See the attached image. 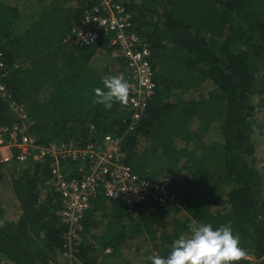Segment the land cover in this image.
<instances>
[{
	"label": "trees",
	"instance_id": "16d2710c",
	"mask_svg": "<svg viewBox=\"0 0 264 264\" xmlns=\"http://www.w3.org/2000/svg\"><path fill=\"white\" fill-rule=\"evenodd\" d=\"M70 1L0 0V48L8 66L6 86L27 104L38 143L84 147L94 137L122 135L115 128L127 110L118 102L111 109L93 104L103 78L87 71L97 52L109 53L110 47L106 39L84 47L64 43L85 9ZM117 1L151 46L157 84L140 126L123 138L124 162L152 180L179 176L172 185L176 200L166 206L148 201L133 215L100 189L84 217V243L74 264H151L148 258L167 256L193 220L214 229L231 221L248 253L239 264H264V175L256 155L264 140L258 115L264 111V0ZM200 91L192 99L176 95ZM211 130L222 142L206 141ZM51 164L46 159L13 167L9 198L0 194L1 259L68 264L61 207L42 200L39 188H47ZM4 169L0 165L1 182ZM76 172L72 164L69 176ZM14 200L22 214L16 220L14 205L18 213L8 220L4 205Z\"/></svg>",
	"mask_w": 264,
	"mask_h": 264
},
{
	"label": "built area",
	"instance_id": "2783aa9c",
	"mask_svg": "<svg viewBox=\"0 0 264 264\" xmlns=\"http://www.w3.org/2000/svg\"><path fill=\"white\" fill-rule=\"evenodd\" d=\"M78 2L85 7L83 17L64 43L84 47L103 39L108 41L109 55L119 63L130 85V97L125 105L127 114L115 128L122 135L94 137L84 147L72 141L39 144L32 134L35 121L27 104L14 99L6 86L8 66L5 52L0 48V165L8 168L43 163L46 159L52 161L47 185L61 199L58 215L65 227L62 247L68 264L77 261L85 237L83 220L100 189L106 198L124 202L128 212L137 215L136 207L148 201L160 206L175 202L172 185L179 177L169 174L152 180L135 173L124 162L123 138L140 126L157 90L150 44L134 31L132 14L117 0ZM6 109L12 118L7 117ZM91 130L95 127L91 126ZM72 164L77 172L69 176Z\"/></svg>",
	"mask_w": 264,
	"mask_h": 264
},
{
	"label": "clouds",
	"instance_id": "9594fccd",
	"mask_svg": "<svg viewBox=\"0 0 264 264\" xmlns=\"http://www.w3.org/2000/svg\"><path fill=\"white\" fill-rule=\"evenodd\" d=\"M102 84L103 88L94 89L93 104L111 109L115 102L128 103L130 85L122 74L105 76ZM187 227L188 232L172 242L167 256L153 253L148 258L151 264H239L247 259V250L241 247L240 235L233 232L231 221L214 229L210 223L193 220Z\"/></svg>",
	"mask_w": 264,
	"mask_h": 264
},
{
	"label": "crops",
	"instance_id": "0c3cea01",
	"mask_svg": "<svg viewBox=\"0 0 264 264\" xmlns=\"http://www.w3.org/2000/svg\"><path fill=\"white\" fill-rule=\"evenodd\" d=\"M77 1L78 0H71L70 2L73 4V6H75L77 4ZM109 64L111 66H114V67L121 69L119 63L115 62L111 59L108 51L99 50L97 52V54L95 55L94 59L92 60L91 64H90V67L87 71V75L90 76L91 78H104L105 76L113 75V74H110L108 72ZM193 93L194 94H191L190 92H187V93L177 92L176 95H177V98L192 99V98H196L197 96H199V93H201V91L200 92H193ZM258 115L261 117L259 119H262V120L264 119V111L263 110H260ZM198 126L199 125L195 122L192 124V129L196 130L198 128ZM212 133H213V130H211L210 134H212ZM218 142H222V140H219ZM182 145L183 144H180V146H182ZM260 150H262V151H260ZM263 154H264V140L259 141V143H257V154L256 155H257V157L259 156L262 159H264ZM159 177H161V176L159 175ZM159 177H157L155 179H158ZM39 188L42 190V200H44L45 198H49L50 202L54 206L52 208L58 209V207H61V199H60L59 195H55L52 192L51 188H49L48 185H47V188H49V189H47L45 187H39ZM12 199H14V197H12ZM13 203H14V205H17L18 209H19V215L17 216V219H16V220H18L22 214L20 203L18 202V200H14ZM4 206H5L7 218H9L8 215L11 214L10 204H6ZM8 220H10V219H8ZM108 253H110V252L107 251L106 254H108ZM100 259H101V257H99V260ZM58 261L60 263H64V261H62L60 257H58ZM142 261H143V259H142ZM105 264H120V262L113 259V260H106Z\"/></svg>",
	"mask_w": 264,
	"mask_h": 264
},
{
	"label": "rangeland",
	"instance_id": "374dc122",
	"mask_svg": "<svg viewBox=\"0 0 264 264\" xmlns=\"http://www.w3.org/2000/svg\"><path fill=\"white\" fill-rule=\"evenodd\" d=\"M110 64H109V66H108V72L110 73V74H113V75H123V71L121 70V69H119V68H117V67H114V66H111L112 67V70L110 71L109 70V68H110ZM209 89H210V86H209ZM256 130L257 131H259L260 130V128L258 127V128H256ZM217 132L216 131H213V133L212 134H209L208 136H207V138H206V141L207 142H216V141H218V140H215V138H216V134ZM260 134V133H259ZM260 151H262V150H260ZM264 155V154H263ZM258 158V161H259V168H260V171L262 172V174L264 175V159H262L261 157H257ZM16 167H18V166H14V168H16ZM151 171H156L153 167H150L149 168ZM5 170V169H4ZM13 167H9L7 170H5V175H4V177L6 178V179H4L2 182H1V184H0V194H3L4 196H6V197H8L9 198V195H10V190H11V184H12V174H13ZM13 209V210H12ZM10 210H12V212H11V216H10V218L12 219V218H14V216L18 213V210H14V204H12L11 203V205H10ZM218 210H220L219 208H214L213 207V212H216V211H218ZM9 216V215H8ZM10 218H7V219H10ZM149 247V246H148ZM134 255L133 254H131L130 255V258L131 257H133ZM140 262H142V260H139ZM0 264H12L10 261H8V260H4V259H1L0 258Z\"/></svg>",
	"mask_w": 264,
	"mask_h": 264
}]
</instances>
